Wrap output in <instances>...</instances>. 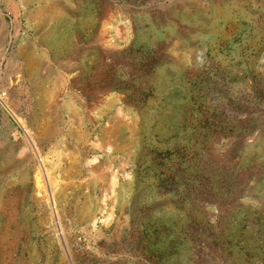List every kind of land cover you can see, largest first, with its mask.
<instances>
[{
  "label": "rangeland",
  "instance_id": "obj_1",
  "mask_svg": "<svg viewBox=\"0 0 264 264\" xmlns=\"http://www.w3.org/2000/svg\"><path fill=\"white\" fill-rule=\"evenodd\" d=\"M0 264H264V0H0Z\"/></svg>",
  "mask_w": 264,
  "mask_h": 264
},
{
  "label": "bare ground",
  "instance_id": "obj_2",
  "mask_svg": "<svg viewBox=\"0 0 264 264\" xmlns=\"http://www.w3.org/2000/svg\"><path fill=\"white\" fill-rule=\"evenodd\" d=\"M41 120V119H40Z\"/></svg>",
  "mask_w": 264,
  "mask_h": 264
}]
</instances>
